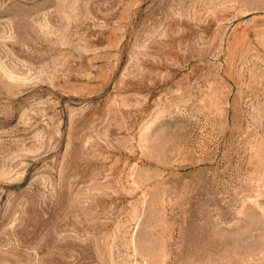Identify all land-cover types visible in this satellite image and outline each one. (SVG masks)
<instances>
[{
  "label": "rangeland",
  "instance_id": "374dc122",
  "mask_svg": "<svg viewBox=\"0 0 264 264\" xmlns=\"http://www.w3.org/2000/svg\"><path fill=\"white\" fill-rule=\"evenodd\" d=\"M0 264H264V0H0Z\"/></svg>",
  "mask_w": 264,
  "mask_h": 264
}]
</instances>
